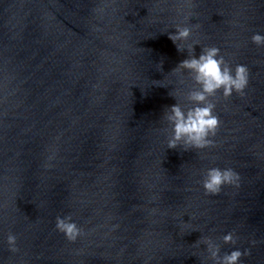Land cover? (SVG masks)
Segmentation results:
<instances>
[{
  "label": "water",
  "instance_id": "obj_1",
  "mask_svg": "<svg viewBox=\"0 0 264 264\" xmlns=\"http://www.w3.org/2000/svg\"><path fill=\"white\" fill-rule=\"evenodd\" d=\"M176 23L249 69L244 95L217 93L204 149L167 146L169 92L185 103L192 83L171 71L187 57L167 34ZM257 32L264 0H0V264H212L203 237L264 264ZM212 166L238 184L206 194ZM65 216L82 230L74 241L55 226Z\"/></svg>",
  "mask_w": 264,
  "mask_h": 264
},
{
  "label": "clouds",
  "instance_id": "obj_2",
  "mask_svg": "<svg viewBox=\"0 0 264 264\" xmlns=\"http://www.w3.org/2000/svg\"><path fill=\"white\" fill-rule=\"evenodd\" d=\"M188 18L185 17L186 20ZM196 27L197 25L191 23H176L172 27L175 31L167 32L178 51L187 50V57L171 71H186L192 82L182 93L185 103H181L177 98V92L170 90L169 95L174 97L176 102L164 108L162 117L167 125L165 132L168 148H180L184 151L204 149L214 143L212 137L216 135L221 122L216 112L217 93L224 98L230 97L234 92L244 95L249 83L247 65L236 64L233 67L221 54L218 46H201L199 41L193 39ZM251 40L257 46H264L262 33H253ZM196 45L201 46L198 55L195 53ZM179 83L184 85V79L181 78ZM238 181L239 175L233 169L212 166L206 169L202 186L206 194H216L221 191L222 186L236 185ZM55 226L70 241L82 235L81 228L71 216L57 217ZM222 239L225 243L235 242L231 232L225 234ZM6 242L9 251H19L15 233L9 232ZM201 242L205 245L212 264H243L240 258L249 251L234 248L221 254L220 245L211 237H203Z\"/></svg>",
  "mask_w": 264,
  "mask_h": 264
}]
</instances>
